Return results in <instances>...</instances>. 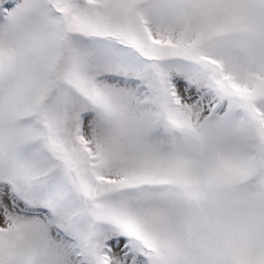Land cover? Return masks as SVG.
Masks as SVG:
<instances>
[{
  "label": "snow or ice",
  "instance_id": "snow-or-ice-1",
  "mask_svg": "<svg viewBox=\"0 0 264 264\" xmlns=\"http://www.w3.org/2000/svg\"><path fill=\"white\" fill-rule=\"evenodd\" d=\"M0 264H264V0H0Z\"/></svg>",
  "mask_w": 264,
  "mask_h": 264
}]
</instances>
